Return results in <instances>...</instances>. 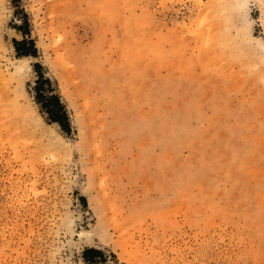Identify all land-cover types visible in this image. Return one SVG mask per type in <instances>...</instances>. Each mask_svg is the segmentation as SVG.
<instances>
[{
	"label": "rangeland",
	"instance_id": "obj_1",
	"mask_svg": "<svg viewBox=\"0 0 264 264\" xmlns=\"http://www.w3.org/2000/svg\"><path fill=\"white\" fill-rule=\"evenodd\" d=\"M234 5L0 0V264H264V0Z\"/></svg>",
	"mask_w": 264,
	"mask_h": 264
},
{
	"label": "bare ground",
	"instance_id": "obj_2",
	"mask_svg": "<svg viewBox=\"0 0 264 264\" xmlns=\"http://www.w3.org/2000/svg\"><path fill=\"white\" fill-rule=\"evenodd\" d=\"M232 3L233 4H235L234 5V7H233V10H235L236 12H238V11H240V16H245L246 17V5H247V0H232ZM227 5V4H226ZM207 7V6H206ZM218 9V8H217ZM216 8H215V10H217ZM221 8H219L217 11H219ZM225 9V8H224ZM222 10V9H221ZM243 10V11H242ZM223 11V10H222ZM245 11V12H244ZM215 12V11H214ZM235 12V13H236ZM243 12H244V14H243ZM239 13V12H238ZM223 15V14H222ZM224 16V15H223ZM247 19V18H246ZM224 20V19H223ZM241 20V19H240ZM243 20V19H242ZM241 24H243V22L241 23ZM243 29V28H242ZM244 29H245V27H244ZM246 29H247V27H246ZM240 31V30H239ZM242 31V30H241ZM120 43V42H119ZM119 49V48H118ZM117 49V50H118ZM119 55V54H118ZM117 57V56H116ZM28 58L29 57H17V58H15V61L12 63V65H11V67H12V70H13V75H11L12 77H15L17 80L16 81H18V82H20L21 81V78H22V75L24 74V72L29 68L28 67V63H27V61H28ZM121 61V60H120ZM123 62V61H122ZM123 64V63H122ZM131 70V69H130ZM1 72V71H0ZM2 73V72H1ZM3 74V73H2ZM2 76V75H1ZM3 76H4V74H3ZM2 78V77H1ZM0 78V79H1ZM6 77H4V78H2V81H3V79H5ZM9 78V77H8ZM132 78H134V77H132ZM10 79V78H9ZM5 80H7V78L5 79ZM135 80V79H134ZM15 81V80H14ZM0 82H1V80H0ZM9 82H10V80H9ZM2 84H1V86H4V88H5V85H3V83L4 82H1ZM7 83V82H6ZM7 85V84H6ZM20 87V86H19ZM9 93V92H8ZM6 97V96H5ZM1 98V97H0ZM10 98V97H9ZM7 99V98H6ZM7 101V100H6ZM9 101V100H8ZM5 103V102H4ZM1 104V103H0ZM9 104V103H8ZM4 105V104H3ZM11 105V104H10ZM14 105H15V107H16V109L17 110H21V107H20V105L18 104V102L17 101H14ZM12 106V105H11ZM2 107V106H1ZM13 108V107H12ZM7 109V108H6ZM10 109V108H9ZM11 110V109H10ZM12 114V113H11ZM16 114V113H15ZM18 121V120H17ZM217 151V150H216Z\"/></svg>",
	"mask_w": 264,
	"mask_h": 264
},
{
	"label": "trees",
	"instance_id": "obj_3",
	"mask_svg": "<svg viewBox=\"0 0 264 264\" xmlns=\"http://www.w3.org/2000/svg\"><path fill=\"white\" fill-rule=\"evenodd\" d=\"M31 45H32V43H31ZM18 46H19V43L14 42V47H15L16 51H18ZM20 55L21 56H27V55H29V53L28 52H22ZM52 122H55V123L59 124L61 127H63L61 124V120L59 118L53 117ZM97 255H99L100 259L102 258V253L99 250H96L93 248L86 249L82 252V259L84 262H86L88 264H95L96 260H94L93 257L97 256Z\"/></svg>",
	"mask_w": 264,
	"mask_h": 264
},
{
	"label": "crops",
	"instance_id": "obj_4",
	"mask_svg": "<svg viewBox=\"0 0 264 264\" xmlns=\"http://www.w3.org/2000/svg\"><path fill=\"white\" fill-rule=\"evenodd\" d=\"M94 260L100 259L99 255L93 257ZM83 260V259H82Z\"/></svg>",
	"mask_w": 264,
	"mask_h": 264
}]
</instances>
